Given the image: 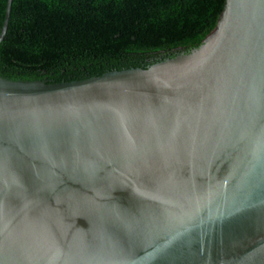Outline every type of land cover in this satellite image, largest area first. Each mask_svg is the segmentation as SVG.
I'll use <instances>...</instances> for the list:
<instances>
[{"label":"water","instance_id":"95a60500","mask_svg":"<svg viewBox=\"0 0 264 264\" xmlns=\"http://www.w3.org/2000/svg\"><path fill=\"white\" fill-rule=\"evenodd\" d=\"M0 264H264V0L146 68L0 76Z\"/></svg>","mask_w":264,"mask_h":264},{"label":"trees","instance_id":"16d2710c","mask_svg":"<svg viewBox=\"0 0 264 264\" xmlns=\"http://www.w3.org/2000/svg\"><path fill=\"white\" fill-rule=\"evenodd\" d=\"M225 0H12L0 76L63 82L189 52ZM7 0H0V28Z\"/></svg>","mask_w":264,"mask_h":264}]
</instances>
